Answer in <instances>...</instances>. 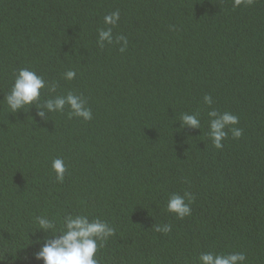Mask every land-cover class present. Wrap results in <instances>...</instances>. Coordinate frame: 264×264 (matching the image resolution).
Returning a JSON list of instances; mask_svg holds the SVG:
<instances>
[{
    "label": "trees",
    "instance_id": "obj_1",
    "mask_svg": "<svg viewBox=\"0 0 264 264\" xmlns=\"http://www.w3.org/2000/svg\"><path fill=\"white\" fill-rule=\"evenodd\" d=\"M116 10L123 53L97 44ZM25 67L57 83L41 102L71 91L93 118L69 119L67 107L47 122L34 106L12 113L3 99ZM67 70L76 78L64 80ZM212 109L243 131L220 150ZM183 113L198 114L200 130L181 128ZM185 192L191 215L178 219L167 200ZM66 214L116 230L99 264H198L205 252L264 264V0H0V264H43L36 241L50 234L35 218L59 230Z\"/></svg>",
    "mask_w": 264,
    "mask_h": 264
},
{
    "label": "clouds",
    "instance_id": "obj_2",
    "mask_svg": "<svg viewBox=\"0 0 264 264\" xmlns=\"http://www.w3.org/2000/svg\"><path fill=\"white\" fill-rule=\"evenodd\" d=\"M251 2L252 0H234V7ZM103 20L104 24L110 27L98 29V46L103 49L106 43L120 45L119 51L125 52L128 45L127 38L122 35L114 36L112 31L120 20L119 10L105 15ZM76 75L74 70H67L63 73V79L71 81L76 78ZM13 76L14 82L11 89L3 99L12 113H17L26 106H29V109L34 106L40 120L47 122L50 113H63L67 107L69 119L76 117L90 121L93 118L92 110L87 107V101L81 95L70 91L66 95L50 97L41 102V90L48 87L49 91L54 93L57 87L56 82L46 84L43 76L26 67L14 72ZM203 102L211 108L212 97L204 96ZM207 116L208 136L217 150L224 147L223 141L228 138L229 133L233 139H239L243 135L242 129L237 127L239 118L236 115L212 109ZM180 125L181 128L194 130L201 128L200 119L195 113H183L180 117ZM51 169L55 173L56 181L62 183L67 171L64 160L59 157L53 159ZM192 199L188 192H185L183 196L173 193L167 200L166 211L175 214L178 219L190 216ZM35 222L40 232L50 234V236L46 235L42 241H36L40 246L34 254V259L42 261L43 264H99L96 258L98 248L116 234V230L108 223L99 218L90 220L86 215L66 214L63 226L59 230L54 221L47 216H37ZM155 231L167 234L171 231V225L157 224ZM245 261V255L239 252L223 254L205 252L198 257V264H244Z\"/></svg>",
    "mask_w": 264,
    "mask_h": 264
}]
</instances>
